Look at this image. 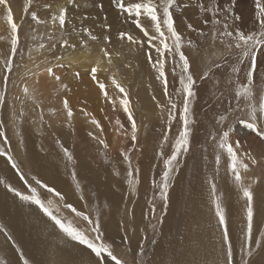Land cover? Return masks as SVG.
I'll use <instances>...</instances> for the list:
<instances>
[{
  "label": "bare ground",
  "instance_id": "1",
  "mask_svg": "<svg viewBox=\"0 0 264 264\" xmlns=\"http://www.w3.org/2000/svg\"><path fill=\"white\" fill-rule=\"evenodd\" d=\"M145 20L150 35L154 34V25L147 17ZM53 27L51 23L38 25L41 41H46L45 38ZM123 42L125 41L117 39L113 44V48L109 50L113 54V63L111 66L107 65L106 61L101 64L102 70L97 73L98 79L108 87L110 86L107 91L111 100L115 101L114 97L119 99L121 97L118 90L111 84V79L115 76L127 90L130 110L137 118L140 128H143L149 121L161 126L162 114L169 98L165 95L163 86L156 88L155 95L150 93L147 97L145 96L147 90L136 92L135 86L140 85V82H137L140 65L136 60L139 50L134 44L129 42L123 44ZM153 43L158 44L159 41ZM149 50L156 53L154 48H149ZM66 51V59L71 67L67 72L60 73L63 75L61 77L63 80L59 82L49 74L43 73L46 65L41 60L45 58V49L41 51L37 49L29 54V60L24 70L23 86L19 88L18 92L20 96L26 98L24 109L27 116L24 129L27 146L24 151L22 167L31 173H36L38 179L60 191L65 196L67 203L92 217V207L88 203L89 198L86 193L88 190L84 187V177L89 176V172H86L88 170L86 165L93 166L91 159L93 153L95 156L104 153L106 156H112L114 160L118 155H124L130 147V139L125 138L126 135L120 125L116 124V121L124 120L127 128H131V124L119 102H116L114 110L112 103L105 100L98 85L89 75L91 67L98 60H104L103 54L95 46H90L82 52L78 50ZM77 56L78 58H75ZM76 71L79 72V77L75 75ZM68 72L71 75L74 73L73 80H76V83H73L72 78L68 77ZM56 84L67 87H63L62 91ZM55 85L56 88L53 90ZM25 87L28 88L27 93L23 90ZM73 91L75 93L69 96ZM65 99L68 100L69 108L73 113L70 118L67 115L68 110L63 106ZM48 102L51 105L57 103L60 105V109L57 112L58 115L54 117L55 119L42 127L35 119V115L39 114L40 107ZM93 119L99 122L102 131L91 122ZM174 127L172 126V128ZM232 128L234 131L230 133V143L235 146V141L239 140L241 153H250L256 161L263 160L264 142L259 139L256 132L248 130L242 125ZM67 133L74 135L71 145L73 146L71 161H68L67 156L59 149L60 136L66 140ZM169 134L168 131L160 133L159 147L154 151L147 152L144 160L139 161V164L135 153L130 156L134 163L133 171H138L139 165H144L146 168L142 181L141 178L135 180V183L129 187L130 189L123 187L119 180H110L113 178L112 172L100 163L92 171L95 180L98 177L101 178L100 182L96 181L97 184H94L93 191L103 195L110 206L117 210L111 215L109 211L107 217L104 218L102 228L108 240L106 238L103 240L111 242V238L122 236L125 227L119 222V219H116V216L126 205L131 206L135 211L136 222L132 219V230L125 234L126 236L124 235V241L133 248L141 246L145 241L144 228L149 225L148 223L153 217L149 212L154 182L160 171V162L162 163L164 154L169 150L167 146L170 140ZM165 136H167L166 141ZM200 139L201 141L197 137L195 138L196 149L186 160L175 181L162 225L161 238L156 245L155 256L153 261L150 260L152 261L150 264H225L227 244L232 246V264H240L239 262L242 260L241 246L245 242L247 223L245 198L235 184L230 170L226 172L218 170L215 173L212 182L217 186V195L221 198L228 222L229 240L225 243L222 241L218 219L215 216L210 186L208 190L202 186L208 180L206 179L205 148L201 144L204 142L203 138ZM256 139L262 143L255 142ZM101 140L108 145L107 148L100 143ZM65 142L67 143V140L63 143ZM81 148L87 154H83ZM241 158L244 161L248 159L247 162L250 164L246 173L241 171L242 179L245 184L251 185V190L257 201H261L264 186L256 185L257 178L255 179L254 176L261 178L262 171L255 173L251 160L247 156H241ZM83 168L86 169L82 172ZM72 172H75V178L71 175ZM0 181H2L0 182V231L2 228L8 233L7 238L0 234V264H24V260H28L29 264H96L97 258L90 249L72 241L59 229H56L54 224L35 205L21 201L8 190L6 184L22 192H25V187L7 157L3 156H0ZM77 182H79L78 185ZM259 210H261L260 207ZM60 211L63 216L78 220L70 210L62 208ZM239 212H241L240 215H238ZM257 214L258 216H254L256 217L254 220L256 227L261 226L259 219L262 218V216L260 217L261 211H258ZM109 216L111 221H107ZM78 226H85V223L79 221ZM258 230L253 229V237L258 236ZM99 242L102 241H97V243ZM120 252L129 253V251L123 252V250ZM258 255L252 259L253 261L251 260L252 262L250 261V264H264V246ZM104 264H114V262L110 258H106Z\"/></svg>",
  "mask_w": 264,
  "mask_h": 264
},
{
  "label": "rangeland",
  "instance_id": "2",
  "mask_svg": "<svg viewBox=\"0 0 264 264\" xmlns=\"http://www.w3.org/2000/svg\"><path fill=\"white\" fill-rule=\"evenodd\" d=\"M155 2L159 4L161 0H155ZM9 4L13 12V22L17 23L18 25L19 44L17 46L16 53L13 55L11 53V25L8 22L6 9L4 6L0 5V94L4 95V103L3 106L0 107V121L3 122L2 130L5 133L3 137H0V149H3L6 153L13 157L15 162L20 167L21 172L25 174L26 179L32 183L31 179L34 175L37 177L36 173H31L22 167L24 164V151L26 150L27 146L24 134L25 117L27 116L24 109L26 98L24 96H20L18 93L19 88L23 86L25 78L24 70L29 60V54L37 49L39 51L43 50L39 47V44L42 42L40 40L41 34L38 31L39 24L32 20L31 12L35 11L42 20H48V24H52V21L49 19L51 11H55L58 4H65L68 9L67 27L69 29L72 27L79 28L81 23H83L84 26L91 27L93 33L100 37L99 42H93L89 40L87 47L81 48L79 47V41L81 39L80 35L78 33H73L71 36V41L78 44L76 50L79 52L87 50L90 46H95L98 51L101 50V47L105 46L111 50L113 48V44H115L117 41L120 32L123 31L132 34L135 38L144 42L143 47L138 44H134L139 50L136 60L140 65V70L137 72V82H140V85L135 86L136 92L138 93L141 90H147V94L145 95L146 97L150 93L155 95L156 88L163 86V84L162 81L158 79V73L152 66V63L156 58V53H152L149 50L150 47L147 43V38L144 37L143 33H141L139 29H137L130 21H125V17L119 13L115 6L116 0H75V3L73 4H68L67 0H32L31 6H29L28 0H9ZM48 4L53 5L52 10L47 8ZM214 5L221 8H231V12L227 13L226 21L229 25V31H233L235 33L236 30H239L245 34H252L253 32L259 31V22L256 17L255 0H176V3L172 9L175 27L182 35L183 46L181 50L189 58L191 65L190 71L196 81L194 85L195 96L190 98V144L188 150L179 157L178 163L176 164V171L171 174L166 201L161 199L158 187H154L150 203L151 210L149 212V214L151 213L150 216L153 217L148 223L149 225L144 228V234L146 235H144V239H146L143 241L141 246L138 245L137 248H133L124 241L126 236L125 234H128V232L132 230V219H134L136 222L134 214L135 211L132 210L131 206L128 207L126 205L123 206V209L116 216V219H119V222L125 227V229H123L124 232L122 231V236L124 238L121 235H118L119 237L117 236V239L111 238V242L106 241L108 238L102 228L104 218L107 217L109 211V214L111 215L117 210L110 206V203L106 201L103 195L96 194L93 191L92 188L95 187L94 184H97L96 181L100 182L101 178L98 177L95 180L92 176V171L98 167L97 165L102 164V166L108 168V171L112 172L113 178H110V180H119L121 181V185L123 187L129 188V180H137L141 178L142 181V176L145 174L146 168L144 165H139V170L133 171V161L131 160L132 167L130 168L125 157H130L135 153L138 159L137 163L139 164V161L144 160L147 152L154 151L159 147V144L161 143L159 134L167 133L168 131V133H170V140L169 144L167 145L169 150L168 153L164 154L162 163L160 162V171L162 172L159 171L154 182L155 185L160 184L162 180V174L166 170L165 158L172 154L175 147V142L179 138L180 133L183 131L182 101L184 97L182 93V85L180 84L181 69L178 66L180 63L178 55L173 57L166 54L165 72L168 83L167 94L165 95L167 98H169V100H167L164 113L162 114V127L157 126L154 124V122L152 123L149 121L143 126V128H140L139 122L134 116L137 124V139L135 142H133L132 139L129 138V136L132 135L131 128H127L125 121L121 120L120 125L123 126L121 129L126 135L125 138L130 139V147L128 150L124 153V155H118L116 160H114L112 156H106L104 153L97 156H95V153H93L91 158L93 166L86 165L88 168L86 172H89V176L84 177V187L88 190L86 191L87 197L89 198L88 203L90 207H92L91 212L93 215L92 217L90 216V218H93V220L97 218L99 219L101 235L103 238H106L105 240H102V242L111 244L114 254L125 260L127 264H150L153 261L152 259L155 256L156 245L160 240L163 231L162 225L167 212V206L169 205L170 194L174 189L175 181L181 169L185 165L186 160L196 149V137L200 141V138H203V142L205 144L204 145L201 142L203 148H205L204 156L206 159V179L208 180L207 182L203 183L202 186L206 188V190L209 189L210 183L212 180H214L215 173L218 170L221 172L230 170V161L227 157V153L226 151L219 148L218 142L222 132L227 130L229 125H231V127L239 126L241 124H239L238 121L241 118H247V100L243 96L238 97L236 94L239 91L240 86L247 82L246 71L248 65L247 61H245L243 64L238 63V59L240 58V50L236 49L235 47L229 48L228 45L230 43H234L231 38L224 37V43L220 42L219 32L223 30L222 25L225 22V13L221 12L217 16V19L221 20L220 25L213 24L211 9ZM201 6H203V8ZM25 9H27V11H25ZM203 9H208V11ZM83 17H87V19L82 20ZM105 17L107 19H105ZM234 17H239V19H234ZM206 20L209 21L208 24L204 23ZM141 23L146 27V20L144 16L141 17ZM188 24H191L193 28L189 29ZM105 25L111 26L110 32L105 31ZM164 30L166 36H169L166 29ZM56 35L59 37L60 33L57 32ZM105 36H111L112 42L110 45H104L103 38ZM45 39H47V36ZM84 39L87 38L84 37ZM126 42L127 41L125 40L123 44H126ZM167 42L172 44L170 36ZM44 49L45 58H42L41 61L45 63L46 68L49 66H54L56 63L54 57L60 52L59 45H57V49L53 52H48L47 47ZM146 52L151 53L153 61H149ZM66 54L67 51L65 50V55ZM78 56L75 58H78ZM9 57L12 58L11 73L6 71L5 66V61ZM68 62L69 61H67V59L63 60V63L66 65ZM233 67L241 69L240 72L234 73L232 71ZM257 67L258 72L254 73L253 76V94L255 100L258 101L259 97L264 95V49H262L261 53L257 55ZM46 68L43 73L49 74L46 71ZM68 69L69 67H54V72L55 75L63 77V75L60 73L67 72ZM173 69L175 70L173 71ZM6 75L8 79L5 87L4 77ZM68 77L72 78L73 80L74 73L71 75V73L68 72ZM61 80L63 79L61 78ZM73 83H76V80H73ZM56 85L53 86V90L56 88ZM57 87H60L63 91L62 85L59 84ZM109 87L107 89H109ZM74 93V91L71 92L69 96L73 95ZM114 98L115 102H119L118 97ZM139 99L141 100L140 97ZM172 102L176 104V108L172 113V117L170 118L169 108ZM59 109L60 105L57 103L51 105L48 102V104L40 107L39 114L35 115V119L39 121L42 127H45L46 124L55 119L54 117L58 115L57 112ZM221 116H226L228 119L222 122L220 119ZM258 123L260 127H264V117H261ZM172 126L175 127L172 128ZM162 128H164L163 131ZM213 137H215V139ZM249 137L253 138L252 136ZM73 138L74 135L67 133V143H63L66 140L60 136L59 149L63 153L64 149L66 148L71 154H73V146H71L73 143ZM259 139L264 142V138L259 136ZM259 139L254 141L262 143L259 141ZM80 150L83 154H87V152L82 148ZM217 155L220 156V163L218 166L216 164ZM247 160L248 159H245L244 162L249 164ZM252 166L255 173H261L262 171L261 178L254 176L255 179L257 178L255 181L257 182L256 185L262 184L264 186V159L257 161V163L253 164ZM83 169L84 170H82V172L85 171L86 168ZM14 171L17 173L15 169ZM129 171H133V177L128 176ZM19 175L20 174L17 173L18 177ZM32 184L35 186L34 181ZM23 186L25 187V194H27L26 186L24 184ZM262 191H264V187ZM261 196L263 197L262 200L257 201L253 194L254 216H258L257 212L261 211L262 215L260 214V217L262 216V218L259 219L261 226L258 227H256L254 224L256 217L253 218V229L259 230L257 231L258 236H254V240L252 239V241L249 242L252 256L247 257L244 255L241 262H239L240 264H245V261L250 264L252 259H255L259 256L258 254L264 246V192L261 193ZM259 207L261 210H259ZM240 214L241 212L238 213V215ZM109 218L110 216L108 217L107 221H111V218ZM83 222L86 226L87 222ZM56 229L58 228L56 227ZM0 234L5 238L8 236L7 231L3 230L2 228ZM112 241H116L117 243ZM121 250H123V252L129 251V253L123 254L120 252Z\"/></svg>",
  "mask_w": 264,
  "mask_h": 264
},
{
  "label": "snow or ice",
  "instance_id": "3",
  "mask_svg": "<svg viewBox=\"0 0 264 264\" xmlns=\"http://www.w3.org/2000/svg\"><path fill=\"white\" fill-rule=\"evenodd\" d=\"M29 6L32 4V0H28ZM68 4L75 3V0H67ZM176 3V0H161L158 4L155 0H116V8L119 13L125 17V21H130L141 33H143L144 37L147 38V43L150 48H154L156 52L155 61L152 63L153 68H155L158 73V79L162 81L165 94H167V75L165 72V64H166V54L171 55L173 57H179V68L181 69V79L180 84L182 85V93H183V131L180 133L179 138L175 142V147L172 154L165 158V171L162 174V180L159 185H155L154 187H158L160 197L162 200H167V192L170 184L171 174L176 171V164L178 163L179 157L188 150L190 144V127H189V115H190V103L192 97L195 96L194 85L196 83L190 68L189 58L185 55V53L181 50L182 48V35L177 31L175 27V21L173 17V6ZM0 5L4 6L7 11L8 22L11 25V53L14 55L17 51V46L19 44V36H18V25L13 22V12L12 8L9 4V0H0ZM102 7V5H101ZM203 8V6H201ZM47 8L49 10L53 9L52 4H48ZM255 8H256V17L259 22V31L253 32L252 34H245L242 31L236 30L235 33L233 31H229V25L227 24V13L231 12V8H221L218 6H213L212 11V23L215 25H220L221 20L217 19V16L223 12L225 13V22L222 25L223 30L219 32L220 42L224 43L223 38L228 37L234 43H230L229 48L235 47L240 50V58L238 59V63L243 64L247 61V71H246V79L247 82L240 86L239 91L237 92V96H243L247 100L248 111L246 113L247 118H241L238 122L244 128L256 132L258 136L264 138V127H260L258 121L261 117H264V95L260 96L258 101L255 100L253 94V76L254 73L258 72L257 67V55L261 53V50L264 49V0H255ZM208 11V9H203ZM27 11V9H25ZM67 6L65 4H58L55 11H51V15L49 19L52 21V25L54 26L51 30V33L47 35L46 41H42L39 44L41 49L47 47L48 52H53L57 49V45H59L60 52L54 57L56 63L54 66H49L46 68V71L52 76L56 81H60L61 77L55 75V68H67L71 67V64H64L63 60L66 59L65 50L75 51L78 47L77 43L71 41V36L73 33H78L81 37L79 41V47L85 48L87 47L88 41L99 42L100 37L93 33L91 27H86L81 23L80 27H72L69 29L67 27ZM147 17L151 24L154 25L155 33H149L148 29L141 23V17ZM31 18L37 24H48V20H42L35 11L31 12ZM83 19H87V17H83ZM105 19H107L105 17ZM234 19H239V17H234ZM205 24H208L209 21H204ZM188 28L192 29L193 26L188 24ZM169 34L172 44L167 42L169 36H166L165 30ZM105 31L110 32L111 26L105 25ZM59 32L60 35L57 37L56 33ZM86 37L87 39H84ZM118 39L121 41H127L130 44H138L143 47L144 42L135 38L132 34L127 32H120L118 35ZM159 41L158 44L153 43L154 41ZM104 45L111 44V36H105L103 38ZM101 53L103 54L104 60H98L96 64L91 67L89 75L91 79L98 85L101 90L105 100H108L112 103L113 109L116 108V102L111 100V97L107 91V85L101 82L98 79L97 73L101 71V64L106 61L107 65L111 66L113 63L112 53L109 51L108 47H101ZM117 55H119L117 53ZM147 57L149 61H153V57L151 53H147ZM12 58L9 57L5 61L6 71L8 73L12 72ZM107 70V69H103ZM175 69H173L174 71ZM241 69L233 67L232 71L234 73H239ZM75 75L79 77V72H76ZM7 75L4 77L5 87L7 84ZM111 84L115 89L118 90V93L121 94L119 99V104L122 106L124 113L127 116L128 121L131 124V139L133 142L137 139V124L136 120L133 116V112L130 110V101L127 98L128 93L127 90L121 85L120 82L115 78V76L111 79ZM62 87H67L66 85H62ZM24 92H28V88L25 87ZM4 103V95L0 94V107L3 106ZM63 106L67 109L68 117H72L73 113L69 108L68 101L65 99L63 102ZM176 108V104L174 102L171 103L169 108V116L172 117V113ZM221 121H226L228 118L226 116H221ZM97 128L102 131L101 125L98 121L93 119L91 121ZM117 125H120V121H116ZM121 128L123 127L120 125ZM3 129V122L0 121V137L5 135ZM234 129L229 125L227 130H224L219 139V148L226 151L227 157L230 161V171L232 173L233 180L237 187L243 194V197L246 201V227H245V243L241 246L242 257L246 255L247 257L252 256L251 247L249 246V242L253 239V218H254V210H253V192L251 190V185L245 184L242 179L241 171L247 172L249 170V164L245 163L241 156H247L252 164H256L257 161L251 157L250 153L240 152L241 143L239 140L235 141V146L229 142L230 133L233 132ZM89 135H92L89 133ZM215 139V137H213ZM165 141L167 140V136L164 137ZM100 143L104 144L101 140ZM104 147L107 148L108 145L104 144ZM64 153L67 156L68 161L72 160V155L68 151V149H64ZM163 155V153H161ZM0 156H7V160L10 162L11 167L19 173V179L26 186V193L17 190L11 185H7L6 187L10 192H13L15 196H17L21 201L30 203L35 205L37 209L43 213L53 224L56 226L60 232L70 238L72 241L78 242L80 245H85L88 249L94 253L97 258L96 264H104L106 258H110L114 264H127V262L121 258H119L116 254H114V250L111 244L109 243H97V241H102L103 237L100 232V222L99 219H91L89 215L85 214L83 211L77 210L72 204L67 203L65 201V196L58 191L55 187L49 186L48 184L42 182L37 177L33 176L32 181H34V185L26 179L25 174L21 172L20 167L15 162L13 157L6 153L3 149H0ZM129 163V167L131 168V158L125 157ZM220 163V156L216 157L217 166ZM71 175L75 178V172H72ZM129 177H133V171L128 172ZM2 182V181H0ZM135 183L134 179L129 180L130 186ZM79 182H77V185ZM46 190V191H41ZM210 190L213 194V204H214V212L215 216L218 219V225L221 230L222 241L227 243L229 240V229L228 222L226 218L225 209L223 207L221 198L217 195V186L214 182L210 183ZM58 198V199H57ZM68 209L74 215L76 219H70L61 214V209ZM154 210V209H153ZM79 221H86V226H78ZM94 234V235H91ZM233 254H232V246L231 244H227L226 252H225V264H232ZM24 264H29L28 260H24ZM245 264H248L245 261Z\"/></svg>",
  "mask_w": 264,
  "mask_h": 264
}]
</instances>
